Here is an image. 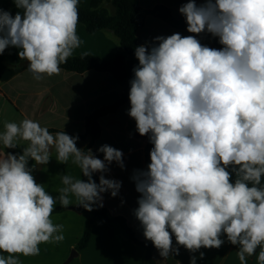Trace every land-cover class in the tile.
Here are the masks:
<instances>
[{"label": "clouds", "instance_id": "9594fccd", "mask_svg": "<svg viewBox=\"0 0 264 264\" xmlns=\"http://www.w3.org/2000/svg\"><path fill=\"white\" fill-rule=\"evenodd\" d=\"M14 16L0 9V54L17 48L35 80L59 75L61 65L81 44L77 34L79 0H13ZM187 31L157 36L150 49L137 46L138 66L130 81L128 115L153 145L147 170L132 176L140 193L134 210L144 237L165 259L178 249L190 252L238 245L240 264L256 254L264 264V0H188L179 8ZM208 32L222 48L201 44ZM78 136L51 134L38 121L6 122L0 132V264H21L40 245L63 241V225L51 215L70 194L87 211L103 206L102 193L115 197L121 182L97 184L123 153L109 145L98 151L77 148ZM26 141L22 154L6 152ZM66 163L73 157L87 181L61 177L64 187L53 197L31 174L29 161L47 165L50 148ZM107 162V164L105 163ZM235 177V179H233ZM200 253V258H203ZM190 264H196L191 258Z\"/></svg>", "mask_w": 264, "mask_h": 264}, {"label": "crops", "instance_id": "0c3cea01", "mask_svg": "<svg viewBox=\"0 0 264 264\" xmlns=\"http://www.w3.org/2000/svg\"><path fill=\"white\" fill-rule=\"evenodd\" d=\"M84 7L90 5V0H80ZM188 0H139L144 9H153L158 5L169 8L177 19L185 17L179 12V8ZM197 5L204 0H196ZM0 9L10 12L13 16L21 11L17 9L13 0H0ZM174 33L182 36L194 35L186 29L174 28L165 21L147 16L145 24L137 32L140 45L149 49L158 44L155 37H167ZM77 34L81 44L74 49L73 55H93L106 60H111L119 54H123L120 39L111 30H101L90 34L82 23H78ZM201 44L212 48H222L219 38L208 32L196 35ZM18 49L6 48L0 54V132L4 131L6 122H17L28 118L38 121L41 126L47 127L55 136L58 132H66L70 136H78L76 146L85 151L90 142L85 135L86 118L96 110L116 103L122 96V87L114 75L107 72L89 70L85 73L69 72L61 69L59 75L44 76L41 80H35L28 69V62L20 60ZM68 58V59H69ZM135 67L138 59H134ZM130 102L122 105L115 113L103 116L99 123L101 136L90 149L101 160L103 153L98 149L103 145L112 146L123 153L122 169L115 161L107 164V171L96 172L98 178L104 175L106 179L121 182L118 194L113 197L110 191L102 193L103 206L111 216L123 217L128 226L134 231L139 241L151 243L143 235V228L135 216L138 207L140 193L136 191L132 176L136 170H147L150 163V150L153 145L149 136H141L136 129V122L128 115ZM26 141H19L15 149H6V152L22 154ZM2 150V145H0ZM50 161L47 165H36L33 162L32 175L37 183L44 185L45 189L54 198L58 196L59 189L64 187L61 177L69 175L74 180L84 176L78 164L73 163V157L60 163L57 161L55 147L50 148ZM235 179V177L233 178ZM264 185V177H262ZM71 204L60 212L59 201L52 212L51 219L54 224L63 225V241L58 243L41 244L40 252L35 256H19L21 264H64L71 256L73 250L78 255L69 264H151L147 258L148 250L145 246L133 241L132 237L119 222H112L104 217L94 221L92 233L87 246L80 251L77 246L82 239L87 221L92 214L84 207L78 205V199L74 194L69 195ZM79 208V210L77 209ZM224 244L219 248H201L193 253L179 246L175 242L173 248L178 249V254L173 252L168 258L160 255L154 246L152 260L155 264H190L191 258H196V264H240L236 255L239 246L227 241L226 235L221 237ZM256 254L246 257L247 264H258ZM203 258H200V253ZM7 256V253H0Z\"/></svg>", "mask_w": 264, "mask_h": 264}, {"label": "trees", "instance_id": "16d2710c", "mask_svg": "<svg viewBox=\"0 0 264 264\" xmlns=\"http://www.w3.org/2000/svg\"><path fill=\"white\" fill-rule=\"evenodd\" d=\"M106 2L112 4L115 10L114 13L111 14L107 9L105 6ZM78 8L79 22L86 27L88 33L93 34L101 30H111L120 39L124 51L123 54H119L111 60L93 55H79L69 58L66 63L61 65V69L69 72L85 73L89 70H95L111 73L122 87V96L116 103L102 107L86 118V132L82 137L90 138V142L85 148V152H87L101 136L100 119L103 116L115 113L122 105L130 102V81L134 78V59H137L135 49L137 46H140L137 39V32L144 26L147 16L159 18L174 28L186 29L187 24L185 20L175 18L171 10L167 7L158 5L153 9H144L141 7L139 0H90L88 7H84L83 3L79 0ZM8 48L12 47L9 46ZM33 162L31 160L29 161V167L31 169ZM92 178L97 184L99 183V178L95 173H93ZM63 209V207L58 208L55 212H60ZM89 212L92 214V217L86 223L85 232L77 246V250L80 251L87 246L91 237L94 221L104 217L112 222L121 223L134 242L147 248V258L151 264H155L151 257L154 246L151 243L139 241L123 217L111 216L104 207L94 206L93 210Z\"/></svg>", "mask_w": 264, "mask_h": 264}, {"label": "water", "instance_id": "95a60500", "mask_svg": "<svg viewBox=\"0 0 264 264\" xmlns=\"http://www.w3.org/2000/svg\"><path fill=\"white\" fill-rule=\"evenodd\" d=\"M77 209L79 210V208ZM77 255L78 252L76 250H73L71 256L67 259V261L64 264H69Z\"/></svg>", "mask_w": 264, "mask_h": 264}, {"label": "rangeland", "instance_id": "374dc122", "mask_svg": "<svg viewBox=\"0 0 264 264\" xmlns=\"http://www.w3.org/2000/svg\"><path fill=\"white\" fill-rule=\"evenodd\" d=\"M105 6H106L107 9L111 12V14L114 13L115 10H114V7L112 6L111 3L106 2V3H105Z\"/></svg>", "mask_w": 264, "mask_h": 264}]
</instances>
